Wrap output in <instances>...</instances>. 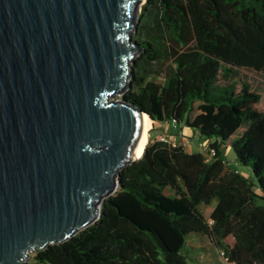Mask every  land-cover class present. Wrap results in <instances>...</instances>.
Wrapping results in <instances>:
<instances>
[{"label": "trees", "instance_id": "obj_1", "mask_svg": "<svg viewBox=\"0 0 264 264\" xmlns=\"http://www.w3.org/2000/svg\"><path fill=\"white\" fill-rule=\"evenodd\" d=\"M132 39L121 99L199 134L204 149L151 137L99 218L26 264H189L191 236L209 238L227 264H264V0H146ZM214 201L208 221L199 207Z\"/></svg>", "mask_w": 264, "mask_h": 264}, {"label": "water", "instance_id": "obj_2", "mask_svg": "<svg viewBox=\"0 0 264 264\" xmlns=\"http://www.w3.org/2000/svg\"><path fill=\"white\" fill-rule=\"evenodd\" d=\"M140 2L0 0V264L93 224L142 157L152 119L114 100L139 51Z\"/></svg>", "mask_w": 264, "mask_h": 264}, {"label": "rangeland", "instance_id": "obj_3", "mask_svg": "<svg viewBox=\"0 0 264 264\" xmlns=\"http://www.w3.org/2000/svg\"><path fill=\"white\" fill-rule=\"evenodd\" d=\"M145 3L146 0H142V2L139 3L137 16L142 12V8ZM149 80L163 83L165 80V74L162 73L160 75H152L149 77ZM258 84L262 93L260 106L264 107V78L258 79ZM121 96V94L116 95L114 97V100H120ZM244 128L245 125L240 129L239 132L242 133ZM151 129L152 131H150ZM150 130L148 132V143H150L151 137L153 139H160L162 137H165L171 142H181L185 149L189 152H191L192 150L198 151L199 149H201V139L199 137V134L193 133L192 131L186 130L185 128L184 130L186 131L182 130V132H179L178 128L174 129L169 123L152 122ZM226 159L232 169L237 170L238 172L246 176L249 175V171L246 167L235 163L234 156L231 152H227ZM215 205L216 202L214 201L211 205H201L199 207L201 214L206 220L210 221V215ZM34 254L35 251L31 252L27 258V261L30 260V258ZM184 255L188 258L189 264H227L219 249H217L207 237L191 236L188 239L187 248L184 251Z\"/></svg>", "mask_w": 264, "mask_h": 264}, {"label": "bare ground", "instance_id": "obj_4", "mask_svg": "<svg viewBox=\"0 0 264 264\" xmlns=\"http://www.w3.org/2000/svg\"><path fill=\"white\" fill-rule=\"evenodd\" d=\"M152 125V120L149 119L148 116H144L143 117V132H142V136L141 139L139 141V144L136 148V157L140 156V153L142 152L143 148L146 146V144L148 143V132L151 128Z\"/></svg>", "mask_w": 264, "mask_h": 264}, {"label": "built area", "instance_id": "obj_5", "mask_svg": "<svg viewBox=\"0 0 264 264\" xmlns=\"http://www.w3.org/2000/svg\"><path fill=\"white\" fill-rule=\"evenodd\" d=\"M160 140H162L164 142L171 143V144L174 145V142H171L170 140L166 139L165 137L160 138ZM200 147H201V149H204L203 144H200Z\"/></svg>", "mask_w": 264, "mask_h": 264}, {"label": "crops", "instance_id": "obj_6", "mask_svg": "<svg viewBox=\"0 0 264 264\" xmlns=\"http://www.w3.org/2000/svg\"><path fill=\"white\" fill-rule=\"evenodd\" d=\"M172 127H173L174 129L177 128V127H175L174 125H172ZM182 130H184V128H183V129H178L179 132H182ZM186 130H188V129H186ZM186 130H184V131H186ZM173 131H174V130H173ZM190 131H191V130H190ZM192 151H193V150H192ZM192 151H191V152H192ZM188 152H189V151H188Z\"/></svg>", "mask_w": 264, "mask_h": 264}]
</instances>
